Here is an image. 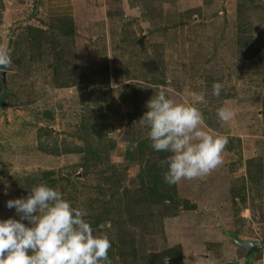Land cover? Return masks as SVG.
<instances>
[{"label":"rangeland","instance_id":"rangeland-1","mask_svg":"<svg viewBox=\"0 0 264 264\" xmlns=\"http://www.w3.org/2000/svg\"><path fill=\"white\" fill-rule=\"evenodd\" d=\"M0 48V220L47 183L101 220L112 264H264V0H0ZM161 86L229 138L171 186L140 122Z\"/></svg>","mask_w":264,"mask_h":264},{"label":"clouds","instance_id":"clouds-1","mask_svg":"<svg viewBox=\"0 0 264 264\" xmlns=\"http://www.w3.org/2000/svg\"><path fill=\"white\" fill-rule=\"evenodd\" d=\"M11 64V50L0 48V71ZM223 89L222 82H214L212 95L219 97ZM205 103L203 96L178 100L165 86L146 103L140 122L149 129L151 147L168 153L160 165L167 166L163 179L170 186L203 177L223 163L229 138L203 128ZM233 115L228 106L217 109L222 122ZM7 207L15 208L19 219L0 220V264H112L109 234L94 228L87 210L73 206L59 188L39 183L26 198L8 200Z\"/></svg>","mask_w":264,"mask_h":264},{"label":"trees","instance_id":"trees-1","mask_svg":"<svg viewBox=\"0 0 264 264\" xmlns=\"http://www.w3.org/2000/svg\"><path fill=\"white\" fill-rule=\"evenodd\" d=\"M164 198V197H163ZM161 199V200H157V203H159L160 201L162 202L164 199ZM101 220H97V222L96 223H94V224H92V226L94 227V228H97L100 224H101V222H100ZM170 254H171V252H170V250H169V252H168V254L166 255V257L167 258H170ZM164 257V256H163ZM182 264V263H181Z\"/></svg>","mask_w":264,"mask_h":264},{"label":"water","instance_id":"water-1","mask_svg":"<svg viewBox=\"0 0 264 264\" xmlns=\"http://www.w3.org/2000/svg\"><path fill=\"white\" fill-rule=\"evenodd\" d=\"M247 248H248V247H247ZM254 248H255V247L251 246L250 250H252V251H253V250H254Z\"/></svg>","mask_w":264,"mask_h":264}]
</instances>
